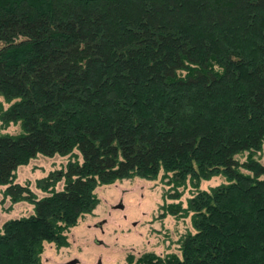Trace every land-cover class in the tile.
I'll return each mask as SVG.
<instances>
[{
  "label": "trees",
  "instance_id": "16d2710c",
  "mask_svg": "<svg viewBox=\"0 0 264 264\" xmlns=\"http://www.w3.org/2000/svg\"><path fill=\"white\" fill-rule=\"evenodd\" d=\"M0 98L20 127L0 135V186L34 206L0 228V264H43L97 187L161 172L173 200L196 189L167 205L192 229L124 264H264V0H0ZM38 155L70 156L40 198L15 182Z\"/></svg>",
  "mask_w": 264,
  "mask_h": 264
},
{
  "label": "rangeland",
  "instance_id": "374dc122",
  "mask_svg": "<svg viewBox=\"0 0 264 264\" xmlns=\"http://www.w3.org/2000/svg\"><path fill=\"white\" fill-rule=\"evenodd\" d=\"M0 103L7 107L2 98ZM19 133V125L3 127L0 123V135ZM247 156L248 153H242L237 160L242 163ZM69 157L38 155L16 169L15 182L29 187L39 198L43 197L46 193L38 189L37 181L51 172L65 169ZM254 158L264 164V145L260 152L254 154ZM224 182V178L217 176L202 182L200 188L209 190ZM63 184V181L59 182L55 186L56 191L61 190ZM5 189L6 186H0V228L9 220L34 213L32 204L13 203L4 195ZM195 190L187 184L178 188L182 194L179 199H171L176 190L162 172L155 180L135 177L99 186L95 190L99 199L97 206L66 231L67 244L57 246L55 243H44L42 263L68 264L75 260V264H124L128 258L137 260L148 252L160 257L179 254L180 239L192 229L191 214L172 215L167 205L181 204L186 207L187 200ZM116 205L121 206L115 208Z\"/></svg>",
  "mask_w": 264,
  "mask_h": 264
},
{
  "label": "water",
  "instance_id": "95a60500",
  "mask_svg": "<svg viewBox=\"0 0 264 264\" xmlns=\"http://www.w3.org/2000/svg\"><path fill=\"white\" fill-rule=\"evenodd\" d=\"M75 263L76 261L74 260V261L69 262L68 264H75Z\"/></svg>",
  "mask_w": 264,
  "mask_h": 264
},
{
  "label": "flooded vegetation",
  "instance_id": "af4514ba",
  "mask_svg": "<svg viewBox=\"0 0 264 264\" xmlns=\"http://www.w3.org/2000/svg\"><path fill=\"white\" fill-rule=\"evenodd\" d=\"M121 205H116L115 208H119Z\"/></svg>",
  "mask_w": 264,
  "mask_h": 264
}]
</instances>
